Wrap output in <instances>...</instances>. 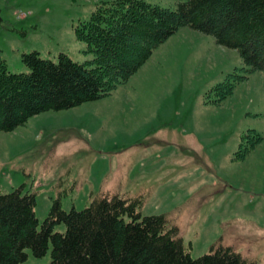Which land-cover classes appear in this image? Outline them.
<instances>
[{
    "label": "rangeland",
    "instance_id": "374dc122",
    "mask_svg": "<svg viewBox=\"0 0 264 264\" xmlns=\"http://www.w3.org/2000/svg\"><path fill=\"white\" fill-rule=\"evenodd\" d=\"M97 1L0 0L7 69L28 71L20 53L31 50L90 60L74 27ZM247 68L235 48L179 26L108 94L0 130V192L33 193L38 229L53 201L68 211L97 193L139 194L140 216L164 213L190 256L221 243L264 264V70ZM224 80L231 91L216 101ZM50 248L25 247L22 263L48 264Z\"/></svg>",
    "mask_w": 264,
    "mask_h": 264
},
{
    "label": "trees",
    "instance_id": "16d2710c",
    "mask_svg": "<svg viewBox=\"0 0 264 264\" xmlns=\"http://www.w3.org/2000/svg\"><path fill=\"white\" fill-rule=\"evenodd\" d=\"M179 26L212 35L235 48L248 70H264V0H175L174 7L146 0H99L74 35L86 43V63L59 51L56 60L23 51L29 69L10 71L0 58V130H10L47 109H64L106 95L124 82ZM219 101L231 83L215 85ZM255 134L258 141L259 136ZM242 152L241 154H243ZM0 192V264H23L25 247L48 264H254L229 245L215 243L192 257L164 213L140 216V195L97 193L76 210L53 201L37 228L33 193ZM127 216L124 219L123 216ZM63 221L64 231H52Z\"/></svg>",
    "mask_w": 264,
    "mask_h": 264
}]
</instances>
